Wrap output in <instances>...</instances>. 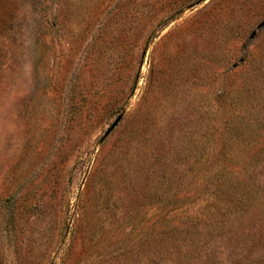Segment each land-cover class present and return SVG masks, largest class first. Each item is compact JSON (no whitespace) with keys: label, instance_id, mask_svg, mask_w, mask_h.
<instances>
[{"label":"rangeland","instance_id":"1","mask_svg":"<svg viewBox=\"0 0 264 264\" xmlns=\"http://www.w3.org/2000/svg\"><path fill=\"white\" fill-rule=\"evenodd\" d=\"M0 264H264V0H0Z\"/></svg>","mask_w":264,"mask_h":264},{"label":"water","instance_id":"2","mask_svg":"<svg viewBox=\"0 0 264 264\" xmlns=\"http://www.w3.org/2000/svg\"><path fill=\"white\" fill-rule=\"evenodd\" d=\"M122 119V116H119L118 119L113 123V125L109 128V130L106 132V134L104 135L102 141L108 137V135L115 129V127L118 125V123L120 122V120Z\"/></svg>","mask_w":264,"mask_h":264},{"label":"trees","instance_id":"3","mask_svg":"<svg viewBox=\"0 0 264 264\" xmlns=\"http://www.w3.org/2000/svg\"><path fill=\"white\" fill-rule=\"evenodd\" d=\"M55 18V17H54ZM56 19V18H55Z\"/></svg>","mask_w":264,"mask_h":264}]
</instances>
